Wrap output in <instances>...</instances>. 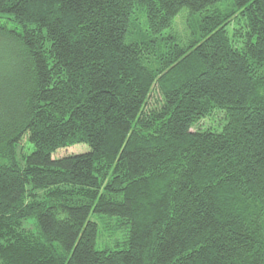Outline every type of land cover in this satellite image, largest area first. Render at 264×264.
<instances>
[{
    "label": "trees",
    "instance_id": "trees-1",
    "mask_svg": "<svg viewBox=\"0 0 264 264\" xmlns=\"http://www.w3.org/2000/svg\"><path fill=\"white\" fill-rule=\"evenodd\" d=\"M0 264H264V0H0Z\"/></svg>",
    "mask_w": 264,
    "mask_h": 264
},
{
    "label": "rangeland",
    "instance_id": "rangeland-1",
    "mask_svg": "<svg viewBox=\"0 0 264 264\" xmlns=\"http://www.w3.org/2000/svg\"><path fill=\"white\" fill-rule=\"evenodd\" d=\"M185 24H184V16H178L175 20L174 30L179 33L181 36L185 34ZM207 122H203L202 126L206 127ZM88 152V147L85 145H76L70 148H65L62 150H58L54 155L53 159H59L65 156H70L74 154H82ZM91 219L95 221L99 226V234L97 240V249H113L119 242L123 240V232L117 231L115 232L111 227H105L104 223H102L96 216H92Z\"/></svg>",
    "mask_w": 264,
    "mask_h": 264
}]
</instances>
